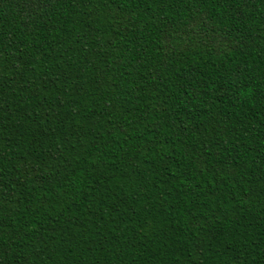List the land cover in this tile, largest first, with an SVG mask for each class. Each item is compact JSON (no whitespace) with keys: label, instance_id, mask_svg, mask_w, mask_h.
<instances>
[{"label":"trees","instance_id":"obj_1","mask_svg":"<svg viewBox=\"0 0 264 264\" xmlns=\"http://www.w3.org/2000/svg\"><path fill=\"white\" fill-rule=\"evenodd\" d=\"M0 264H264V0H0Z\"/></svg>","mask_w":264,"mask_h":264}]
</instances>
